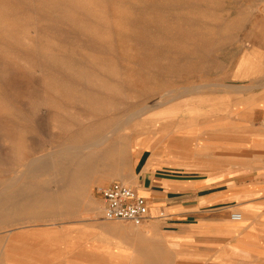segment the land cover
Masks as SVG:
<instances>
[{
    "label": "rangeland",
    "instance_id": "374dc122",
    "mask_svg": "<svg viewBox=\"0 0 264 264\" xmlns=\"http://www.w3.org/2000/svg\"><path fill=\"white\" fill-rule=\"evenodd\" d=\"M259 141L264 0H0V264H180L142 225L104 220L101 190L117 169L134 183L153 152L186 176L259 184ZM242 205L229 210L252 225ZM240 236L264 243V226Z\"/></svg>",
    "mask_w": 264,
    "mask_h": 264
},
{
    "label": "crops",
    "instance_id": "0c3cea01",
    "mask_svg": "<svg viewBox=\"0 0 264 264\" xmlns=\"http://www.w3.org/2000/svg\"><path fill=\"white\" fill-rule=\"evenodd\" d=\"M258 143L264 144V141ZM156 156V152H153L144 161L139 173L134 172L136 177L129 187L144 198L147 215L139 224L130 223L138 227L142 225V232L151 238L180 248V264L184 263L185 259H188L186 263L191 262V258L209 257L216 264L218 257L227 261L234 254L247 255L256 251L264 254V243L249 242L240 236L254 223L264 226V182H252L247 186L235 185L230 178L218 177L215 173L190 177L183 174L184 172L169 167L166 169L164 164H161L163 160ZM141 157L142 155L138 161ZM188 158L191 159L180 155V161ZM193 159L196 162V158ZM194 168L211 166L195 164ZM258 168L264 170V165ZM240 202L243 203L241 207L247 218L252 214V225L251 222L243 220L241 209L238 213L241 214L242 220H230L232 213L229 208L237 206ZM138 227L135 230L140 231ZM113 253L116 258L123 255L121 251ZM144 256H147V253H144ZM145 262L160 263L153 258H147Z\"/></svg>",
    "mask_w": 264,
    "mask_h": 264
},
{
    "label": "built area",
    "instance_id": "2783aa9c",
    "mask_svg": "<svg viewBox=\"0 0 264 264\" xmlns=\"http://www.w3.org/2000/svg\"><path fill=\"white\" fill-rule=\"evenodd\" d=\"M103 218L107 221L142 222L147 215L144 198L137 195L129 186L113 182L101 190ZM239 213L230 214V220L240 221Z\"/></svg>",
    "mask_w": 264,
    "mask_h": 264
},
{
    "label": "bare ground",
    "instance_id": "6f19581e",
    "mask_svg": "<svg viewBox=\"0 0 264 264\" xmlns=\"http://www.w3.org/2000/svg\"><path fill=\"white\" fill-rule=\"evenodd\" d=\"M174 92V91H173ZM180 92V91H179ZM166 95H168L167 94V92H166ZM163 96V95H162ZM160 100V99H159ZM161 103H162V101H161ZM160 103V104H161ZM166 103V102H165ZM164 104V103H163ZM153 109H154V107H153ZM144 110H146V108L144 109ZM150 110V109H149ZM140 114H142L141 112H140ZM140 116V115H139ZM133 117V116H132ZM126 119H127V117H126ZM131 121V120H130ZM125 122V121H124ZM130 124V123H129ZM129 124H128V126H129ZM121 125V124H120ZM115 130V129H114ZM124 130V129H123ZM108 141H109V139L106 137V136H104L103 138H100V139H95V140H91V141H89V142H87L86 144H82V145H71L70 147H66V148H62L60 151H58V154L57 155H59V154H62L64 151H66L67 153H71V152H74V151H77V150H79V149H84V150H89V151H91V150H93V148L94 147H98V146H102V145H107V143H108ZM31 163V162H30ZM123 170V169H122ZM115 176H116V178H118V179H120L121 181H122V183H125V184H127V185H130V186H132V184H133V182L132 181H128V178L127 177H125V175H124V173L123 172H121V171H118V169H117V172L115 173ZM112 177V176H111ZM131 177V176H130ZM132 180V179H131ZM134 180V179H133ZM241 215V214H240ZM240 220H242V216H241V219Z\"/></svg>",
    "mask_w": 264,
    "mask_h": 264
}]
</instances>
